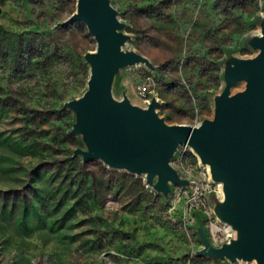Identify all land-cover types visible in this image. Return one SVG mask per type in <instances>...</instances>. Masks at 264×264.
<instances>
[{"label": "rangeland", "instance_id": "obj_1", "mask_svg": "<svg viewBox=\"0 0 264 264\" xmlns=\"http://www.w3.org/2000/svg\"><path fill=\"white\" fill-rule=\"evenodd\" d=\"M107 1L121 51L146 60L118 70L112 101L154 102L165 124L196 126L213 120L217 97L246 89L226 74L259 53L264 0ZM76 9L77 0H0V264H257L203 254L238 231L219 216L224 183L197 155L181 161L176 150L169 165L180 176L199 166L212 191L197 173L198 189L169 183L163 195L156 177L148 184L78 153L87 147L66 104L88 90L96 43L84 24L63 25Z\"/></svg>", "mask_w": 264, "mask_h": 264}, {"label": "water", "instance_id": "obj_2", "mask_svg": "<svg viewBox=\"0 0 264 264\" xmlns=\"http://www.w3.org/2000/svg\"><path fill=\"white\" fill-rule=\"evenodd\" d=\"M82 23L96 43L85 55L90 65L88 90L80 101L66 107L79 118L72 133L82 134L87 151H78L84 161L100 160L113 169L145 175L155 190L168 194V184L186 185L169 160L179 146H188L202 164H209L214 181L224 183L225 203L219 206L222 221L238 231V239L203 254L230 261L264 264V27L254 41L256 57L236 61L228 69L226 82H246L243 93L215 100L214 118L196 126H169L156 115V104L147 109L127 101L111 100V85L118 70L145 63L121 47L120 33L107 0H77V9L63 25Z\"/></svg>", "mask_w": 264, "mask_h": 264}, {"label": "built area", "instance_id": "obj_3", "mask_svg": "<svg viewBox=\"0 0 264 264\" xmlns=\"http://www.w3.org/2000/svg\"><path fill=\"white\" fill-rule=\"evenodd\" d=\"M148 86H150V83H146V84H143L141 87H140V92H141V95L142 96H145L146 95V93H147V88H148ZM145 102H147L148 103V101H145ZM177 150H178V152H179V154H178V158L181 160V161H187L188 160V158H192V157H195L196 158V154L192 151V149L190 148V147H188V146H186V145H184V146H179L178 148H177ZM197 173H199L200 175H203V173L201 172V170H200V167L199 166H194V167H187L185 170H184V172H183V176H180L179 174H177L178 175V177L181 179V180H184V181H186V182H188V183H190V184H192L193 185V188H196V189H198L197 188V182H196V180H195V176L194 175H196V176H198V174ZM204 176V179H203V184H204V186H205V190L206 191H212V187H211V184H209V183H207L206 182V176H205V174L203 175ZM199 180H200V177H199ZM197 192V191H196ZM200 198L201 197H197V196H195V194H194V196H192L191 198H189L188 200H187V203H186V205H187V207L189 208V206H191L190 204L191 203H193V202H195V201H199L200 200ZM190 209H192V207H190ZM231 227L229 226V229H230Z\"/></svg>", "mask_w": 264, "mask_h": 264}, {"label": "bare ground", "instance_id": "obj_4", "mask_svg": "<svg viewBox=\"0 0 264 264\" xmlns=\"http://www.w3.org/2000/svg\"><path fill=\"white\" fill-rule=\"evenodd\" d=\"M216 230V229H215ZM253 264V263H252Z\"/></svg>", "mask_w": 264, "mask_h": 264}]
</instances>
